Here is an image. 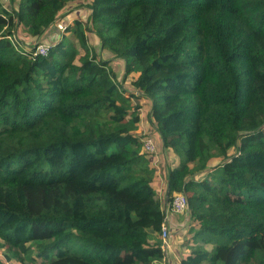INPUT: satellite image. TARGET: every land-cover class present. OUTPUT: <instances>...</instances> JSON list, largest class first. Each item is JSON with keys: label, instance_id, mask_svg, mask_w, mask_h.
Segmentation results:
<instances>
[{"label": "trees", "instance_id": "trees-1", "mask_svg": "<svg viewBox=\"0 0 264 264\" xmlns=\"http://www.w3.org/2000/svg\"><path fill=\"white\" fill-rule=\"evenodd\" d=\"M11 2L0 0V249L21 264H166L154 153L137 135L144 99L177 157L169 202L188 199L182 263L264 264V0ZM73 2L94 32L76 19L32 55L30 37ZM112 57L142 95L121 88Z\"/></svg>", "mask_w": 264, "mask_h": 264}, {"label": "rangeland", "instance_id": "rangeland-1", "mask_svg": "<svg viewBox=\"0 0 264 264\" xmlns=\"http://www.w3.org/2000/svg\"><path fill=\"white\" fill-rule=\"evenodd\" d=\"M1 2L6 6L7 8H11L13 3L11 0H1ZM91 10L87 7L85 3L80 4L77 2L69 3L64 11L59 14L58 19L55 24H53L51 27L46 29L39 37L34 38L30 37L32 39L31 45H37L39 43H45L50 44L54 42L58 37H61V34L64 33V30L58 26V23H62L63 27L67 26L68 24L73 23L74 20L80 19L82 20L85 25L87 26L88 31L93 30L92 21L90 18ZM69 34V33H66ZM95 35H91L92 42L94 45H97V41L94 38ZM96 37V36H95ZM97 38V37H96ZM98 49L100 50L99 46ZM112 69L115 73L114 77H117L120 79V85L121 88L125 90L126 94H132L136 93L137 95H142L141 91H138L136 89H133L129 86L128 82L125 81L124 78V72H125V65L124 62L117 57H112ZM113 75V74H112ZM142 99V98H141ZM141 108V130L137 135L141 138L145 137H151L155 143V152L154 156L151 159L150 165L155 169V177H154V184L156 188H158V196L162 200V205L166 206V180H167V173L170 166L177 163V157L171 152H168L165 147L163 146L159 133L155 125L151 124L149 121V115L147 112V109L149 108V101L146 102L144 99L138 101ZM155 158V159H154ZM163 207V208H164ZM168 220H169V230H170V244L172 241L174 243L171 244L170 250H168L166 257L163 259V263L166 264H183L182 263V247L185 246L183 243L185 241V233L187 230L188 225V219L186 218V215L188 214L187 211L182 213H175L171 210H168ZM160 236L158 235H152L151 240L157 241L159 240ZM174 244V246H173ZM181 253V255L179 254ZM0 258L4 259L3 264H21V261L19 260V252L16 248H2L0 249Z\"/></svg>", "mask_w": 264, "mask_h": 264}, {"label": "built area", "instance_id": "built-area-1", "mask_svg": "<svg viewBox=\"0 0 264 264\" xmlns=\"http://www.w3.org/2000/svg\"><path fill=\"white\" fill-rule=\"evenodd\" d=\"M58 26L62 28L63 30H65L66 28L62 26V23H58ZM8 37L12 41H18V38L15 34L9 35ZM49 47L50 45L45 44V43H39L37 45L35 44L33 46L32 55L47 54ZM142 141H143V146L146 151L151 152V153L155 152V149H156L155 143L151 137H145L142 139ZM168 210H171L175 213H182V212L187 211L188 210V199H187L186 193L185 192L176 193L172 197V200L168 202L166 206L164 207L165 219L162 224V230H161V238L163 242L162 247L165 252L164 258L166 257L168 250H170L171 248L170 239H169L170 230H169V220H168L169 211Z\"/></svg>", "mask_w": 264, "mask_h": 264}, {"label": "water", "instance_id": "water-1", "mask_svg": "<svg viewBox=\"0 0 264 264\" xmlns=\"http://www.w3.org/2000/svg\"><path fill=\"white\" fill-rule=\"evenodd\" d=\"M168 196H169V193L167 192V197H166V200H165L166 204L169 202Z\"/></svg>", "mask_w": 264, "mask_h": 264}, {"label": "clouds", "instance_id": "clouds-1", "mask_svg": "<svg viewBox=\"0 0 264 264\" xmlns=\"http://www.w3.org/2000/svg\"><path fill=\"white\" fill-rule=\"evenodd\" d=\"M15 35H16V34H15ZM16 36H17V35H16ZM17 38H18V37H17ZM33 46H34V45H33ZM26 47L30 48V46H27V45H26Z\"/></svg>", "mask_w": 264, "mask_h": 264}, {"label": "bare ground", "instance_id": "bare-ground-1", "mask_svg": "<svg viewBox=\"0 0 264 264\" xmlns=\"http://www.w3.org/2000/svg\"><path fill=\"white\" fill-rule=\"evenodd\" d=\"M19 38V37H18Z\"/></svg>", "mask_w": 264, "mask_h": 264}]
</instances>
